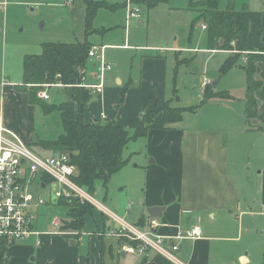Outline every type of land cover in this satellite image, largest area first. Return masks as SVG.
Masks as SVG:
<instances>
[{
  "label": "rangeland",
  "instance_id": "obj_1",
  "mask_svg": "<svg viewBox=\"0 0 264 264\" xmlns=\"http://www.w3.org/2000/svg\"><path fill=\"white\" fill-rule=\"evenodd\" d=\"M3 1L5 0H0V2ZM95 1H104L106 6L112 5L116 8L106 6L98 8L93 20V31L88 35L85 30L86 0L72 2L66 0H7L5 10L0 5V106L7 94L8 80L15 78L14 76L9 77L10 74L4 76V65L13 72L20 63L18 56L21 52L41 54L40 50L45 42L71 43L77 40L85 41L87 38L92 44L105 46V58L114 65L112 72L108 71L105 75V85L106 88L115 87L113 92L120 93L118 102L114 103L111 98L107 112L112 114L110 115L113 121L123 120L131 135L141 124V111L137 109V101L143 98L140 105L143 108L151 104L156 106L155 73L163 70L160 67V61L157 60L160 58L158 56H162L167 63L166 101L172 107L185 109L182 119L173 126L222 128L221 118H219L221 114L243 115L245 113L250 96L248 77L243 68L244 57L236 62V66L221 71L226 58L234 55L235 51L207 48L208 31L201 21L195 23L196 10L189 9L190 6H194L193 1L196 0H162L157 4L156 0ZM129 1L134 6L140 7V18L127 20V9L124 7ZM232 3L235 10L241 11L247 7L249 10L261 12L264 18V0H220V8L226 9ZM141 20H144V23H141ZM123 44H127L130 48L120 46ZM136 45L145 46V48L136 47ZM5 53L6 60L4 61ZM146 55L157 58H152V62L144 67L141 57ZM94 63L97 65L99 61L96 58L88 59V68L86 67L88 75L97 71ZM116 71L124 81L130 77L133 79L140 77L143 71L145 77L143 81V78L141 79V90L134 92L130 90V87H126V83H118L115 77ZM204 77L211 83L219 77L221 80L217 87L212 84L204 87ZM255 79L261 81L262 86L254 92L258 114L251 116V120L260 119V126L264 127V69L256 74ZM92 80L94 84L98 83L96 78ZM86 81L89 82V79ZM47 89L50 98L46 102L49 104L59 105L63 101L72 99L73 87L50 86ZM97 97V93L92 94L88 114L89 112L100 114L104 110V107L97 102ZM126 98L129 99L127 102ZM20 101H24V97ZM34 107L33 114L30 112L31 109L26 107L29 117L26 114L22 117L34 134L32 147L42 152V147L38 146L35 141L56 139L64 128L58 111L46 114L38 104ZM116 110L120 112L115 118ZM106 121L108 120L101 117L100 122ZM162 122L163 120L156 118L154 125L149 126L146 136L132 139L124 149V157L128 159V163L112 175L107 186L101 180L96 181L94 190L91 192L96 201L104 204L117 215L125 216L129 223H135L142 213L147 216V208L143 207L141 200L149 189L146 178L150 167L155 165L153 163L154 154L160 159L156 168L163 165L167 156L173 157L174 155V150L164 151L162 148L170 140V137L162 134L159 128ZM56 188V184L51 181L48 188L40 190V194L48 200V203L36 210L37 229L44 232L53 231L55 227L52 219L60 216L63 222L59 228V231L63 232L61 235L67 237L68 240L79 241L69 244L71 249L67 250L64 249V245V247L56 245L60 249L59 255L79 253L84 257L85 264H117V260L111 256V251H109V243L114 244V240L109 238L110 234L107 233L102 238L93 233L97 224L102 226L104 211L101 207L93 206L92 213L86 218L85 227L71 228L67 224L70 222V216L67 214L69 206L50 202ZM254 209L257 213L244 216L242 229L235 226L227 234L235 237L232 242L220 245L222 253L224 255L225 251L228 253L223 260L224 264H264V215L259 213V207H254ZM98 230L100 229H97V232H100ZM61 235V238H65ZM33 238L20 240L15 245L32 244ZM217 243L220 244L222 241H217ZM15 245L10 246L9 257L14 264H18L17 260L20 259L15 257V254H18ZM241 255H246L248 258L245 263ZM30 257L26 260L33 263ZM137 261V256L128 254L125 258L120 257L119 262L120 264H137ZM34 262L37 263V261Z\"/></svg>",
  "mask_w": 264,
  "mask_h": 264
},
{
  "label": "crops",
  "instance_id": "obj_2",
  "mask_svg": "<svg viewBox=\"0 0 264 264\" xmlns=\"http://www.w3.org/2000/svg\"><path fill=\"white\" fill-rule=\"evenodd\" d=\"M189 9H195L198 14L197 6L194 8L190 6ZM130 19L132 18L127 16V20ZM141 23H144V20H141ZM120 46L130 48L127 44ZM136 47L145 48V46L140 45H136ZM35 51L38 52L39 50ZM27 54L26 52L20 53L18 56L20 63L13 72L4 65V76L10 74L9 77L14 76L15 78L7 82V94L5 93L4 102L1 103L0 114L3 115L5 124L8 127L17 132L28 143H33L32 137L34 134L29 130V125L25 124L22 115L26 114L29 117L26 107L31 109L30 112L33 114L32 110L35 109L36 104L30 102L29 92L16 89V85L23 83V62ZM158 57L160 58L149 55L141 57V63L144 67L152 62V58H157L163 70L155 73L156 80L154 83L157 85L156 106L151 104V106L143 108L140 106L143 98L137 101V109L141 111L140 118L142 113L162 107L166 102L167 63L162 56ZM87 68L86 79H89V83H93L92 78H96V71L88 75ZM262 69H264V64L259 66L257 73L262 72ZM111 70L108 71L112 72ZM115 74L118 83H126V87H130V90L134 92L141 90V79L143 78V81L145 77L143 71H141L140 77L135 79L130 77L126 81L118 74V71ZM61 86L72 87L71 85ZM114 88H106L105 85L104 91L101 94L97 93V102L104 107V110L100 114L90 112L88 114L87 110L89 108H87L85 117L87 122L96 120L100 122L103 114L106 115V118H103L104 120L112 119V114L107 112L109 101L112 98L113 102L116 103L120 93L113 92ZM121 96L120 98H122ZM22 97H24V101H20ZM128 100L126 98V102ZM119 112L115 111V118ZM156 118L164 122L163 112L159 113ZM219 118H221L222 128H178L174 126L166 129L163 122L159 126L162 134H167L170 137L168 143L162 148L164 151L174 150V155L173 157L167 156L163 161V165L156 168V164L160 159L158 155L154 154L153 163L155 165L148 170L146 183H149V189L141 200L142 205L147 209L153 206L166 207L162 217H155L161 223L160 226L156 227V231L162 235L169 237L179 234L186 235L187 231L194 226H200L201 228L200 237L185 236L181 239H173L178 242L179 249L173 251L178 262H172V264H224L223 260L228 253L225 251L224 255L220 245H226L235 238L227 234L235 226L242 229L244 216L257 213L254 207H259V213L264 215V127L260 126V119L257 121L251 120L247 110L243 115L224 113ZM116 123L126 127L123 120ZM51 151L47 150L48 153ZM102 215V226L97 224V228L93 233L103 238L111 228L118 224L105 212ZM122 218L125 219V216ZM150 218L153 217L147 211V216L142 213L135 223L131 224L140 229L149 230ZM97 229H100L98 230L100 232H97ZM60 235L54 233H43L40 236L33 235L26 239L29 240L34 237L32 244L15 245V250L18 252L15 257L20 259L17 260L19 261L18 264H85L84 257L79 253L59 255L58 251L60 249L56 245L65 246L64 249L67 250L71 249L69 244H75L76 241H79L68 240L64 235L61 236L65 238H61ZM110 236L109 238L114 240V244H112L113 242L109 243V251H111V256L117 260V264H120V257L125 258L128 254L138 257L137 264H141L146 257L149 264L155 263L154 258L157 255L155 251L146 250L143 253L137 251L128 253L123 249L126 244L125 238ZM39 238L42 240L41 244L37 243ZM46 240L47 242H45ZM217 241H222V243L219 244ZM9 249L7 251L8 256ZM246 254L249 255V253ZM29 257L33 263L26 260ZM240 257L244 263L248 259L246 255ZM9 258L12 262L11 257ZM34 261H37V263Z\"/></svg>",
  "mask_w": 264,
  "mask_h": 264
},
{
  "label": "trees",
  "instance_id": "obj_3",
  "mask_svg": "<svg viewBox=\"0 0 264 264\" xmlns=\"http://www.w3.org/2000/svg\"><path fill=\"white\" fill-rule=\"evenodd\" d=\"M160 1L162 0H156L155 3ZM86 3L85 30L88 35L93 31V20L98 8L106 6V3L95 0H86ZM193 5L191 7L198 8L195 23L201 21L207 27V48L235 51L234 55L226 58L221 71L236 66V62L241 57L247 58L243 65L248 77L250 96L246 110L249 117L256 116L258 106L254 92L262 86V82L255 79V74L260 64H264L263 14L249 10L247 7L241 11L235 10L233 3L229 4L228 8L221 9L220 0H198L193 1ZM106 7L116 8L112 5ZM92 47V43L87 38L85 41L77 40L71 43L45 42L42 44L41 54L25 55L23 83L16 85L17 90L29 92L30 102L38 104L44 113L53 111L60 113L64 130L59 137L35 143L45 150L68 152L77 171L74 180L90 193L94 190L96 181L101 180L107 186L112 175L128 163V159L124 157L127 144L132 139L146 136L149 126L154 123L159 113L163 112L164 128L169 129L182 119L185 110L181 107H172L166 101L162 107L142 113L141 124L133 135L126 127L113 120L104 123L97 120L87 122L85 114L93 92L83 85V76L86 73L90 58L89 51ZM45 83L71 85L72 99L63 101L59 105L47 103L37 96ZM57 204L69 206L67 214L70 216V222L67 224L75 229L85 227L86 218L93 211L92 204L78 199L72 201L60 199ZM128 242L134 246L139 245V241L128 240ZM9 248L5 241H0V264H13L7 254ZM154 262V264H172L160 254L155 256ZM141 264H149L148 258L146 257Z\"/></svg>",
  "mask_w": 264,
  "mask_h": 264
},
{
  "label": "built area",
  "instance_id": "obj_4",
  "mask_svg": "<svg viewBox=\"0 0 264 264\" xmlns=\"http://www.w3.org/2000/svg\"><path fill=\"white\" fill-rule=\"evenodd\" d=\"M72 2L74 0H66ZM4 8L7 1L0 3ZM128 18L140 17V7H136L131 1L127 6ZM204 28L206 25L204 24ZM264 54V51L262 52ZM89 56L99 61L95 77L98 83H89L86 80V73L83 76V85L95 93H102L105 86V75L113 68V64L107 62L104 54V47L94 45ZM247 58H244L246 62ZM210 80L203 79V86L210 84ZM63 85L61 83H45L38 92L41 99L49 100L48 87ZM103 118L106 115L103 114ZM42 152L36 151L32 145L25 141L17 132L5 124L4 117L0 114V241H5L9 246L15 245L20 240H26L33 235L40 236L43 233L62 234L59 228L62 225V218L55 216L52 224L55 229L51 232L39 231L37 229L36 210L48 203L40 194L41 189L48 188L50 181H53L57 188L50 202L57 203L60 199L72 201L78 199L81 202H89L101 209L118 225L108 232L113 236H120L131 241H139L134 246L128 240L123 249L128 253H143L146 250L155 251L171 262H178L173 251L179 249L176 240L185 236L196 238L201 235L200 226H194L187 231L186 235L165 236L156 231L160 221L153 217L149 219L150 229H140L124 218L118 216L102 203L96 201L92 194L74 180L76 167L71 162V155L68 152ZM73 233V232H64ZM77 233V232H75ZM42 240L38 239V244ZM169 243V246H168Z\"/></svg>",
  "mask_w": 264,
  "mask_h": 264
},
{
  "label": "water",
  "instance_id": "obj_5",
  "mask_svg": "<svg viewBox=\"0 0 264 264\" xmlns=\"http://www.w3.org/2000/svg\"><path fill=\"white\" fill-rule=\"evenodd\" d=\"M221 80V77H219L217 80L215 81H212V85L214 87H217L219 82ZM56 156L58 155V153L56 152L55 154ZM166 207L165 206H153V207H148L147 211H148V214L151 216V217H162L163 216V213L165 211Z\"/></svg>",
  "mask_w": 264,
  "mask_h": 264
}]
</instances>
